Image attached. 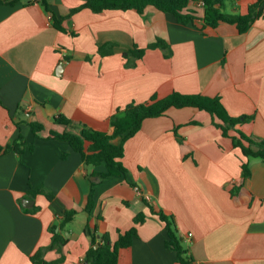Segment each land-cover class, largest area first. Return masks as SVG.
Segmentation results:
<instances>
[{
	"label": "crops",
	"instance_id": "1",
	"mask_svg": "<svg viewBox=\"0 0 264 264\" xmlns=\"http://www.w3.org/2000/svg\"><path fill=\"white\" fill-rule=\"evenodd\" d=\"M256 2L224 0L222 9L246 15ZM82 3L0 4V146L20 136L25 142L21 156H0V264H88L85 207L96 178L69 144L36 139L33 122L44 126L42 137L63 131L53 122L59 116L112 135L118 111L177 92L218 97L231 117H252L237 126L240 132L264 140V13L241 34L227 23L205 26L198 2L188 6L197 17L188 25L152 6L143 13L83 9L71 15ZM160 39L169 51L148 48ZM109 44L113 55L100 56ZM135 47L146 52L128 68L123 55ZM231 136L207 112L188 107L146 119L126 141L127 175L98 183L90 218L98 239L106 235L112 244L137 229L118 264H179L150 206L174 217L189 264H264V160L245 157ZM38 187L52 199L28 196ZM25 200L33 204L25 207ZM65 211L76 216L62 231L67 243L59 251L50 247L52 229L59 231ZM141 213L146 221L136 225Z\"/></svg>",
	"mask_w": 264,
	"mask_h": 264
},
{
	"label": "trees",
	"instance_id": "2",
	"mask_svg": "<svg viewBox=\"0 0 264 264\" xmlns=\"http://www.w3.org/2000/svg\"><path fill=\"white\" fill-rule=\"evenodd\" d=\"M19 0H0V4L14 6ZM204 3V23L205 26L216 28L221 23L235 25L239 33H246L252 24L261 18L264 13V0H257V2L248 8L246 15H241L237 12L225 13L222 6L224 0H83V3L71 10V15L83 9H89L93 13L101 14L105 11H129L136 10L138 13H143L145 8L152 6L159 11L171 14L178 22L184 25L193 23L197 17L194 12L188 10L191 2ZM44 4V0L39 1ZM217 5H220L217 8ZM60 31L65 32L64 29L56 25ZM149 49H162L169 51L170 46L163 40H158L149 45ZM113 45L109 44L100 47L98 53L100 56L113 55ZM146 52V49H139L135 47L132 51L124 53V58L127 60L126 67L131 68L136 65V61L141 59ZM197 108L201 111L207 112L215 127L223 131L224 136H230L232 133L233 144L239 148L243 155L247 158L254 157L264 160V140H257L246 136L237 129V126L250 122L252 117L242 116L238 118L231 117L226 109L223 107L220 99L208 98L201 95H183L173 92L164 98L153 97L150 102L143 104L132 103L128 105L123 111H118L111 120V126L114 129L112 135L94 130L93 128L83 124L74 122L64 116H59L53 120L54 124L62 126L63 131L55 130L48 131L46 137L40 135L45 131L44 126L38 123H31L33 134L36 139L53 140L69 144L72 151L81 155L86 168L90 170L89 177L96 178V181L91 182L90 191L88 194L87 205L85 213L88 215V222L84 227V233L90 237L91 248L85 256V261L88 264H118L119 254L122 249L129 248L132 242L137 238V229L133 227L131 230L119 234L118 241L111 243L108 236L103 235L98 239L95 229L90 226V218L95 207V188L98 183L113 178H125L127 169L122 163L124 156V145L127 140L135 136L146 119L158 118L167 115L171 108ZM197 124V123H193ZM118 139L119 143L115 144L114 140ZM14 151L19 156L25 152L24 138L20 136L12 145L5 147L0 146V156L2 154ZM29 151H34V146L31 145ZM68 153H62V159L66 160ZM103 167V171L98 168ZM244 178L249 177V169L247 165L243 167ZM36 195H45L49 200L52 199V194L45 191L43 187L32 189L28 196L35 197ZM34 207L32 211H35ZM151 214L157 216L165 225L166 232V246L168 249L176 253V261L179 264H189L187 261V251L184 248L181 238L178 235L174 217L167 215L162 210H155L150 206ZM64 219L57 232V227L52 229V243L51 248L62 250L66 245L67 239L63 236L62 231L70 224L75 216V211H65ZM146 221V215L138 214L134 223L136 225L143 224ZM43 250L38 251L32 258L35 262L42 257ZM36 264H46L45 261L35 262Z\"/></svg>",
	"mask_w": 264,
	"mask_h": 264
},
{
	"label": "built area",
	"instance_id": "3",
	"mask_svg": "<svg viewBox=\"0 0 264 264\" xmlns=\"http://www.w3.org/2000/svg\"><path fill=\"white\" fill-rule=\"evenodd\" d=\"M32 2H34V3H39V1L40 0H31ZM198 4L200 5V6H202V7H204V3L202 2V1H200V2H198ZM135 191H136V193L139 195V196H141V197H144L146 200H150V197L149 196H145L144 194H143V192L141 191V189L140 188H138V187H135ZM189 236H191V235H189Z\"/></svg>",
	"mask_w": 264,
	"mask_h": 264
},
{
	"label": "water",
	"instance_id": "4",
	"mask_svg": "<svg viewBox=\"0 0 264 264\" xmlns=\"http://www.w3.org/2000/svg\"><path fill=\"white\" fill-rule=\"evenodd\" d=\"M219 7H220V5H217V8H219ZM26 202H27V203H26ZM28 203H32V204H33V201H32V200H25V202H24V206H25V207H29Z\"/></svg>",
	"mask_w": 264,
	"mask_h": 264
}]
</instances>
